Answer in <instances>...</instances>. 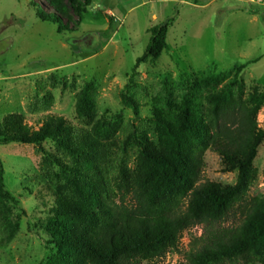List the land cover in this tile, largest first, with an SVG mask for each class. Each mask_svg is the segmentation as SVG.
Returning a JSON list of instances; mask_svg holds the SVG:
<instances>
[{"label": "trees", "instance_id": "1", "mask_svg": "<svg viewBox=\"0 0 264 264\" xmlns=\"http://www.w3.org/2000/svg\"><path fill=\"white\" fill-rule=\"evenodd\" d=\"M54 12L30 1L42 22L70 30L58 0ZM77 23L91 0H66ZM173 18L150 28L132 74L154 64L168 50ZM203 73L180 99L154 98L147 129L123 123L120 115H98L96 89L84 84L75 95L78 124L47 113L32 127L22 114L0 120V145L52 143L42 149V190L49 197L43 230L52 254L45 264H150L177 248L183 231L204 226L208 238L188 255V264H264V194L247 201L257 178L254 160L264 143L257 122L264 90L246 92L241 73ZM121 103L139 114L138 102L124 93ZM217 155L222 172L236 173L230 185L201 183L204 154ZM133 153V155H131ZM0 161V245L18 232L19 201L5 189ZM264 179V171H263ZM247 202L241 223L213 233L236 206Z\"/></svg>", "mask_w": 264, "mask_h": 264}, {"label": "rangeland", "instance_id": "2", "mask_svg": "<svg viewBox=\"0 0 264 264\" xmlns=\"http://www.w3.org/2000/svg\"><path fill=\"white\" fill-rule=\"evenodd\" d=\"M30 1L54 12L49 0H0V120L18 113L36 127L37 120L50 113L76 125L75 95L93 83L98 115H120L122 127L147 129L154 98L178 100L194 77L205 72L229 75L245 63V91L264 90V0H91L78 23L66 0H58L61 19L71 28L60 34L57 24L36 18ZM169 18L168 50L132 74L150 28ZM122 93L138 102L137 116L121 103ZM257 122L264 126V106ZM41 147L56 153L50 142ZM42 149L0 145L3 183L19 201L20 214L15 238L0 245V264H45L52 254L43 230L50 199L39 193ZM254 167L257 178L247 201L264 194V143ZM235 176L222 172L217 155L205 152L201 183L230 185ZM246 204L236 205L211 231L238 226ZM205 231L202 225L183 231L177 248L150 264H188V255L206 242Z\"/></svg>", "mask_w": 264, "mask_h": 264}]
</instances>
